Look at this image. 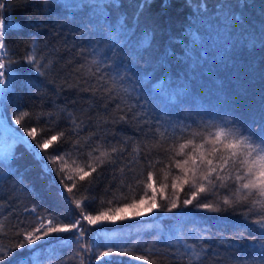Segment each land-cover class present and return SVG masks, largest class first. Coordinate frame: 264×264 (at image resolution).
<instances>
[{
  "label": "trees",
  "instance_id": "trees-1",
  "mask_svg": "<svg viewBox=\"0 0 264 264\" xmlns=\"http://www.w3.org/2000/svg\"><path fill=\"white\" fill-rule=\"evenodd\" d=\"M4 2L7 7L0 15L24 27L9 37L16 63L0 96L5 125L12 131L7 134L0 128V252L6 253L0 264H79L73 240H46L37 243L43 246L33 252L31 247H15L22 239L17 233L36 226L37 216L71 224L80 211L77 200L95 213L151 195L144 183L148 171L153 172L158 193L163 187L166 197L158 195V205L170 203L177 195L182 201L190 186L181 177L178 188L171 187L180 170L169 166V149L183 142L173 128L189 125L195 131L197 125L228 114L226 118L235 116L259 130L264 120V0H206V8L201 7L203 0H167L166 11L155 6L139 17L140 0H122V7L111 9L106 5L116 0H52L50 5L42 0ZM161 18L155 39L145 50L141 44L145 29ZM33 41L40 46L36 55L44 76L24 60ZM162 82H166L163 93ZM22 111L30 115L17 125L15 116ZM140 113L148 114L149 124H144L143 116L133 118ZM120 115L127 116V124L111 123ZM76 125L82 129L79 134L72 131ZM24 127L37 129L36 141L64 132L41 155L57 150L68 153L61 173L65 176L75 177L86 163H95L93 176L100 174L99 179L90 189L87 181L77 180L72 192H65L71 201L58 195V176L45 173L43 162L21 143L23 137L32 140ZM105 130L118 133L117 138L104 137ZM93 131L98 136L90 139ZM127 137H131L127 144L118 143ZM77 141L83 146L79 150L73 147ZM113 145L124 149L115 165L110 163L117 155L111 152ZM101 152L109 155L101 157ZM225 195L231 193L209 187L198 200L219 202ZM249 209L264 210V197L221 213L174 216L158 207L152 215L145 211L141 217L131 211L115 223H83L91 246L85 264H103L93 260V254L113 246L128 253L112 257L122 264H188L187 257L180 259L184 242L203 250V264H264V229L251 222L258 215L244 219L242 213ZM63 235L73 237L74 232ZM137 255L148 259L136 260Z\"/></svg>",
  "mask_w": 264,
  "mask_h": 264
},
{
  "label": "snow or ice",
  "instance_id": "snow-or-ice-1",
  "mask_svg": "<svg viewBox=\"0 0 264 264\" xmlns=\"http://www.w3.org/2000/svg\"><path fill=\"white\" fill-rule=\"evenodd\" d=\"M45 5H50L52 0H42ZM187 3V0H186ZM122 0H116L114 4L106 5V7L120 8L122 7ZM158 6L161 10L166 11L170 4L167 0H140L137 7V16L144 14L146 11ZM245 6V5H241ZM7 7L4 0H0V12ZM201 7L206 8V0H203ZM235 20H239V17H235ZM161 21H153L151 25L147 26L144 32V38L141 42L142 47L147 50L151 47L155 34L160 26ZM24 25L22 23L7 22L2 15H0V90H6L11 74V65L16 63L11 54L13 50L9 45L10 35L18 30H22ZM123 26H121L122 29ZM121 29H117L119 32ZM32 47L30 52H26L24 60L35 67L36 72L44 76L46 73L41 71L42 62L36 55L39 51V44L35 41L31 42ZM93 63H96L93 61ZM51 66V62H48V67ZM119 67V65L117 66ZM103 79V77H100ZM166 82H162L159 91L164 92ZM88 89H85L87 91ZM170 100L175 101V97H169ZM107 107V106H105ZM117 109L123 112L120 105H116ZM30 115L27 111H22L21 115L15 116V124L21 125L22 120ZM147 113H140L134 115V119H139L140 116L145 117L144 124H149L147 119ZM225 116L219 118H213L212 122H204L197 125L195 131H190L189 125L177 126L173 128V132L179 131L183 142L170 147L172 155L169 157V166H175L180 170V175H177L171 185L173 190L178 188V185L182 183L190 186V193L182 201L177 195L170 203H165L162 206L158 205L157 197H163V187L160 188L158 193L156 183L153 180V172L148 171L146 176L145 189L151 190V195L145 194L138 200H132L129 203H125L122 206L114 208L101 209L95 213H91L82 207V202L77 200L76 207L80 209L77 217L71 224L55 222L53 219H45L43 216H37V224L31 229H22L17 233L22 239L15 244L16 248L27 249L32 248L35 252L37 247L43 245H37V241H44L45 238H49L48 242L52 240H73L78 245V251L76 257L79 259V264H85L84 257L91 251V246L85 239L87 233L84 227H81L83 223L89 226H96L102 223H115L118 219L124 220L125 215L130 210L134 212L135 217H141L146 211L149 214L153 209L161 207L164 213H173L174 216L190 215L198 211H208L211 213H221L228 210V208H236L242 203H252L258 197H264V120L260 122L259 130L254 127H249L242 120H239L235 116L230 119ZM128 123L126 115H120L118 118L113 119L111 123ZM103 123H108L104 120ZM166 123V122H165ZM195 123V121L193 122ZM73 124L75 121L73 120ZM171 127V125H169ZM214 129V130H213ZM159 130V129H158ZM27 137L32 140H22L21 143L25 144L28 149H31V154L38 161H42V169L45 173H54L58 176L59 188L57 194L66 200L71 201V197L65 196V192L71 193L73 188L76 187V181H87V187L90 189L95 182L99 179V175L93 176V173L97 172V166L93 164H85V167L79 168L75 177L62 175L64 170V163L68 153H61L57 150L53 153H49L47 156L41 155L44 149H47L58 137L65 135L64 132L51 135L50 137L43 138L40 141H36L37 129L35 127H24ZM79 134L82 129L79 125L72 130ZM186 133V135H185ZM111 135L113 139H116L118 133L104 131V137ZM98 136L97 131L90 132L89 138ZM103 139V137H98ZM127 137L118 140V143L127 144ZM197 139L199 143H197ZM32 141H36L33 143ZM207 146V147H206ZM73 147L78 150L83 147L80 142L77 141ZM94 151L98 150V147L93 148ZM188 150V151H186ZM133 151L138 149L133 148ZM111 152L117 154L116 158L111 160L110 163L115 165L117 160L124 154L122 147L115 145L111 146ZM150 154V153H148ZM146 154V155H148ZM91 156V153L88 154ZM109 155L108 152H101V157ZM101 157H96L95 160L101 161ZM181 157V159H176ZM102 162V161H101ZM54 165L50 168L48 165ZM151 160L148 161V167L152 168ZM123 171V169H121ZM91 177V179H87ZM68 180H72L73 183L69 185ZM224 189L231 193V196L225 195L219 202H214L206 198L205 202H200L198 196L201 193H206L207 188ZM179 191H183L180 187ZM196 201V203H193ZM111 203V201H109ZM181 203L183 207H181ZM147 205V207H143ZM191 208V212L185 211V209ZM179 211L174 212V210ZM27 210V209H26ZM33 213L36 212V207L31 208ZM244 219H250V215H258L259 218L253 219L251 222L256 224L259 228L264 229V210L259 213H253L251 209L248 212L242 213ZM159 217H154L158 219ZM74 232L73 237H65L64 233ZM183 247L185 249L184 254L180 257L181 261L185 257L188 258V264H203L202 254L198 252L197 245L195 243L184 242ZM10 251V250H9ZM146 251H151L150 249ZM122 254H128L126 251L122 252L117 250L114 246L107 247L105 250L99 251L93 254L92 259L95 261H103V264H122V261L113 260V256H120ZM6 253L0 252V260H3ZM108 257V259H104ZM136 260L146 261L148 259L145 255H137L134 257ZM29 264H40L39 261H29Z\"/></svg>",
  "mask_w": 264,
  "mask_h": 264
},
{
  "label": "rangeland",
  "instance_id": "rangeland-1",
  "mask_svg": "<svg viewBox=\"0 0 264 264\" xmlns=\"http://www.w3.org/2000/svg\"><path fill=\"white\" fill-rule=\"evenodd\" d=\"M0 96H1V90H0ZM0 101H1V100H0ZM5 124H6V119H5V115L3 114V111H2V108H1V104H0V128L2 129V131L7 132V134H9V133L12 134L11 129H9V128H7V130H4V129H3V127L6 126ZM6 127H7V126H6ZM25 139L27 140V138H25V137L22 138V140H25ZM206 147H207V146H206ZM143 207L146 208L147 206L144 205ZM152 212H154V210H153ZM147 213H148V212H147ZM126 214H127L128 216H130V215L132 214V213H131V210H130L129 212H127ZM126 214H125V215H126ZM152 214H153V213H151V215H152ZM127 215H126V216H127ZM88 226H89V225H88ZM62 235H63V234H62ZM46 240H49V238H45L44 241H46ZM41 242H43V241H37V243H41ZM104 259H108V257H105Z\"/></svg>",
  "mask_w": 264,
  "mask_h": 264
},
{
  "label": "water",
  "instance_id": "water-1",
  "mask_svg": "<svg viewBox=\"0 0 264 264\" xmlns=\"http://www.w3.org/2000/svg\"><path fill=\"white\" fill-rule=\"evenodd\" d=\"M3 129H4V130H7V127H6V126H4V127H3Z\"/></svg>",
  "mask_w": 264,
  "mask_h": 264
}]
</instances>
